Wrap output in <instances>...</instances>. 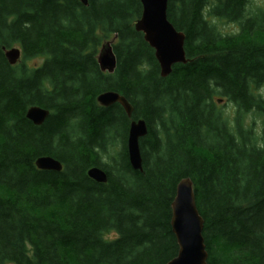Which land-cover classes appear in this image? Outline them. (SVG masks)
Returning <instances> with one entry per match:
<instances>
[{"label": "trees", "instance_id": "1", "mask_svg": "<svg viewBox=\"0 0 264 264\" xmlns=\"http://www.w3.org/2000/svg\"><path fill=\"white\" fill-rule=\"evenodd\" d=\"M249 1L169 0L187 62L162 78L135 31L140 0H0V264H167L183 178L206 264H264V6ZM112 40L109 74L96 56ZM105 92L132 115L99 106ZM31 107L48 111L42 125L26 119ZM138 121L140 171L126 142ZM44 156L62 170H38Z\"/></svg>", "mask_w": 264, "mask_h": 264}, {"label": "water", "instance_id": "2", "mask_svg": "<svg viewBox=\"0 0 264 264\" xmlns=\"http://www.w3.org/2000/svg\"><path fill=\"white\" fill-rule=\"evenodd\" d=\"M87 5V0H79ZM169 0H140L142 13L135 24V31L143 34L145 43L154 51L155 59L160 69V76L167 78L172 72V65L185 64L184 56L185 36L177 32L167 19V4ZM19 50L5 51L6 60L15 64L19 59ZM97 57L98 69L102 72L113 73L116 67V57L111 44L104 43ZM99 106L109 107L118 103L127 117L132 115V107L128 101L117 93H101L97 98ZM48 111L37 107L28 108L26 119L35 126H40L46 120ZM143 121L131 122L127 134V154L131 167L142 170L138 140L143 138L147 129ZM38 170L60 172L61 164L51 157H40L36 162ZM88 177L97 183H106L105 173L97 168L88 171ZM195 194L192 181L183 178L175 188V196L171 204V231L178 245L177 256L167 264H206L207 253L203 243L202 231L204 221L197 212Z\"/></svg>", "mask_w": 264, "mask_h": 264}, {"label": "rangeland", "instance_id": "3", "mask_svg": "<svg viewBox=\"0 0 264 264\" xmlns=\"http://www.w3.org/2000/svg\"><path fill=\"white\" fill-rule=\"evenodd\" d=\"M251 1V4L253 6H264V0H250ZM249 1V2H250ZM219 28V30L222 32V33H225L226 30L229 31L230 29L231 30H234L232 26H229L227 24H220L219 26H217ZM113 41V40H112ZM222 104V103H220ZM225 105V104H224ZM226 110H227V107H226ZM112 235H110L109 237H111Z\"/></svg>", "mask_w": 264, "mask_h": 264}, {"label": "bare ground", "instance_id": "4", "mask_svg": "<svg viewBox=\"0 0 264 264\" xmlns=\"http://www.w3.org/2000/svg\"><path fill=\"white\" fill-rule=\"evenodd\" d=\"M37 161V160H36ZM35 166H36V164H35ZM37 168V167H36ZM94 181V180H93Z\"/></svg>", "mask_w": 264, "mask_h": 264}]
</instances>
